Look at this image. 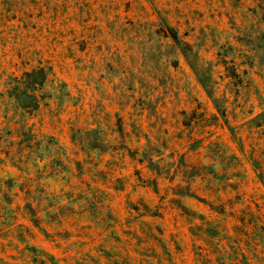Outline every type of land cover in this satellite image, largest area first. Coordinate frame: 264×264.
<instances>
[{
  "label": "rangeland",
  "instance_id": "obj_1",
  "mask_svg": "<svg viewBox=\"0 0 264 264\" xmlns=\"http://www.w3.org/2000/svg\"><path fill=\"white\" fill-rule=\"evenodd\" d=\"M218 232L264 264V0H0V264H208Z\"/></svg>",
  "mask_w": 264,
  "mask_h": 264
},
{
  "label": "trees",
  "instance_id": "obj_2",
  "mask_svg": "<svg viewBox=\"0 0 264 264\" xmlns=\"http://www.w3.org/2000/svg\"><path fill=\"white\" fill-rule=\"evenodd\" d=\"M218 233L219 234H217V235H219L220 238L217 239L216 242H214V244H213L214 249L210 250V249H212V247L209 246V248H206L205 253H202V251H199V253H197L198 260L199 261H205L208 264H235V263L238 264L239 261L229 259L228 255H229L230 250L228 249L227 244L224 243V240H230L233 235L227 234V233L220 234V232H218ZM236 246L238 249H240L239 246H241V245L239 242L236 241ZM257 248H258V244L255 243L253 245V250L256 251ZM218 257H219V259L217 260ZM248 264H251V263L248 262Z\"/></svg>",
  "mask_w": 264,
  "mask_h": 264
}]
</instances>
